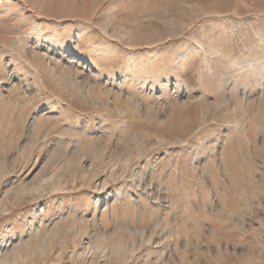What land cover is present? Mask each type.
<instances>
[{"label":"rangeland","instance_id":"374dc122","mask_svg":"<svg viewBox=\"0 0 264 264\" xmlns=\"http://www.w3.org/2000/svg\"><path fill=\"white\" fill-rule=\"evenodd\" d=\"M0 264H264V0H0Z\"/></svg>","mask_w":264,"mask_h":264},{"label":"bare ground","instance_id":"6f19581e","mask_svg":"<svg viewBox=\"0 0 264 264\" xmlns=\"http://www.w3.org/2000/svg\"><path fill=\"white\" fill-rule=\"evenodd\" d=\"M84 12H85V11H84ZM86 12H88V11H86ZM86 12H85V13H86ZM252 64H253L252 62H251L250 64L248 63V66H245V68H246V69L251 68V67H252ZM234 65H235V66H239L240 64L236 63V64H234Z\"/></svg>","mask_w":264,"mask_h":264}]
</instances>
